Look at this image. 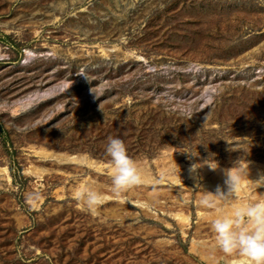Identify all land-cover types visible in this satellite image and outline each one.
Returning <instances> with one entry per match:
<instances>
[{"label": "rangeland", "instance_id": "obj_1", "mask_svg": "<svg viewBox=\"0 0 264 264\" xmlns=\"http://www.w3.org/2000/svg\"><path fill=\"white\" fill-rule=\"evenodd\" d=\"M111 137L154 181L113 191ZM207 159L264 200V0H0V264H231Z\"/></svg>", "mask_w": 264, "mask_h": 264}, {"label": "clouds", "instance_id": "obj_2", "mask_svg": "<svg viewBox=\"0 0 264 264\" xmlns=\"http://www.w3.org/2000/svg\"><path fill=\"white\" fill-rule=\"evenodd\" d=\"M105 154L109 158L113 191L119 192L146 182L137 162L127 154L120 138L108 139ZM202 163L207 164L211 169L218 167L215 160L209 162L207 159ZM200 166L198 163H193L191 168L194 170ZM248 172V162L242 164L239 159L236 160L232 167L224 170L226 189L221 191L217 186L215 193L224 199L229 196L234 199L242 179L248 178ZM255 181H259L257 188L264 184L262 178ZM75 197L89 210H94L102 203L101 195L87 186L80 188L75 193ZM211 228L215 234L216 245L223 253L231 254L236 251L246 257L250 264H264V200L235 207L231 215H222L214 219Z\"/></svg>", "mask_w": 264, "mask_h": 264}, {"label": "bare ground", "instance_id": "obj_3", "mask_svg": "<svg viewBox=\"0 0 264 264\" xmlns=\"http://www.w3.org/2000/svg\"><path fill=\"white\" fill-rule=\"evenodd\" d=\"M36 151L39 152V153H43V154H45L47 156L48 155H50V156L56 155L55 157H60L61 160H65V161H73V162L87 163V164H91V163L93 164L94 163V161L88 159L86 156L81 155V154H66V153H63V154H61V153L60 154L52 153V154H50L47 151H45V152L41 151V150H36ZM0 170H4V168H0ZM109 170H110V167H109ZM224 170H225L224 167L223 168L217 167L216 169H211V168L208 167V165L202 166L201 175H205L207 172H212V171H213L212 174H214L211 177L212 179H210L209 181H204L202 183L204 188L205 189H210V188L217 189V186H219L221 191H224L226 189V185L224 184V180L226 178L225 174H224ZM147 173L146 172L143 173V175L145 176V180L148 183H150L151 181H154V179L152 178L153 176L150 177ZM254 175H255V173L252 174L250 171L248 172V178L245 177V178L242 179L240 189H239L238 193L236 194V196L239 197V195H242L243 193H247L249 191V188L246 187V185L253 181L251 178ZM255 183L257 184V183H259V181H256ZM215 199L217 201H220V199H222V198L220 196H217V198H215ZM181 200H183V199H181ZM181 200H179V201H181ZM231 200H230V203H227V204H225L223 206H220V208L218 210V215L219 216H221V215H231L234 212L235 207H241L243 205H246L245 199H241L240 197L239 198H234V199L231 198ZM174 216H175V218L181 220L182 222H184L186 224L189 223L188 215L183 213V212H179V211L175 212ZM200 245H201L200 246V251L203 254H205L206 257H211L208 254H213L215 251L217 252L216 246H214L212 244L208 245V243L202 242ZM195 248H197V247H195ZM230 263L231 264H250V262L247 260V258L242 256L241 254L233 256L230 259Z\"/></svg>", "mask_w": 264, "mask_h": 264}]
</instances>
